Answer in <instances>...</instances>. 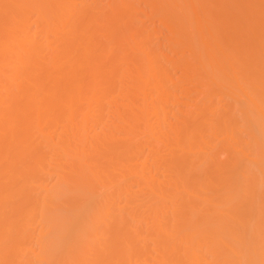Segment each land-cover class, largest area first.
<instances>
[{
	"label": "bare ground",
	"instance_id": "1",
	"mask_svg": "<svg viewBox=\"0 0 264 264\" xmlns=\"http://www.w3.org/2000/svg\"><path fill=\"white\" fill-rule=\"evenodd\" d=\"M221 1L144 0L168 119L136 0H0V264H264V17Z\"/></svg>",
	"mask_w": 264,
	"mask_h": 264
},
{
	"label": "rangeland",
	"instance_id": "2",
	"mask_svg": "<svg viewBox=\"0 0 264 264\" xmlns=\"http://www.w3.org/2000/svg\"><path fill=\"white\" fill-rule=\"evenodd\" d=\"M105 1H107V0H105ZM137 2H136V4H133V9H135V13H133L134 14V16H136V18L135 17H133L134 18V20H135V23H136V25L137 26H139V28L138 29H140L142 26L144 27V29L145 28H148V29H146L147 31H149L150 33H151V36H150V41H151V39H152V41H155V42H159L160 44H161V46L159 45V43H155V42H153L154 44L153 45H156V47H158V48H156V49H158L160 52L159 53H161V55H163V57H162V59L164 60V63H166L165 64V68H166V65L168 66V64H169V66H168V68L169 69H166V71L167 70H169V73H168V76L170 77L169 78V82H167V84H168V89H169V91L171 92V95H172V98H170L169 100H170V103H169V106H170V113H167V117H168V119H170V117L168 116L169 114L170 115H173V112L176 110H178V108H179V110H180V112H181V109L183 110V112H186V109H193V107L192 106H194L195 104H196V102H199L200 101V97L202 98L203 97V92H202V89L200 88V85H199V83H197V79L196 80H194L193 78H191L190 77V75H189V73L186 71V72H184L182 69L184 68V67H181L182 65L180 64V62L178 63L177 61V59L179 58V57H181L180 55H182L181 53H180V51H177L176 50V48H175V46H174V39H172V37H171V32H169L170 30H169V28L165 25V24H163L162 22H161V20L159 19V16L158 15H154V13L152 12L153 10L150 8L151 7V5L148 3V2H144V0H143V3H142V0H136ZM221 1V0H220ZM233 2V0H223V2H225L224 3V6H223V10H221L222 9V7L220 6H217V7H215L213 10H212V14H213V17L214 18H227V16L228 15H231L232 14V10L236 7L237 8V5H235V4H240V6H241V8H243V9H241L242 11H237L236 10V8H235V10H234V12L236 11L237 13L239 12V15H241L243 12H251L250 14L252 15V13H253V15H254V12H255V16H258L259 14V16H261V17H264V12H262V11H264V8H262V7H264V6H262V5H264V4H261V6H260V3H256V2H253V3H256V5L255 4H251V2H248V3H246V1L245 0H234V2H235V4H228L229 2ZM241 1V2H240ZM134 2H135V0H134ZM223 2L221 1V3H222V5H223ZM226 2H228L227 3V5H226ZM242 2H245V3H242ZM102 3H106V2H102ZM149 4V5H148ZM245 4H248L247 6L248 7H246V5ZM250 4V5H249ZM255 5V6H254ZM227 6V7H226ZM234 6V7H233ZM254 6V7H253ZM229 7V8H228ZM232 7H233V9H232ZM144 9V10H143ZM229 9H231V10H229ZM247 10V11H246ZM228 11L229 12H231V14H227L228 13ZM134 12V11H133ZM235 12V13H236ZM248 12V13H249ZM261 12V13H260ZM225 13V14H224ZM257 13H259V14H257ZM139 14H140V16H139ZM215 14V15H214ZM219 14H220V17H219ZM218 15V16H217ZM226 16V17H224V16ZM158 16V17H157ZM132 22H134V21H132ZM144 22V23H143ZM154 22V23H153ZM135 23H133V24H135ZM139 24V25H138ZM144 24V25H143ZM135 26V25H134ZM141 26V27H140ZM142 27V28H143ZM165 27V28H164ZM136 28V27H135ZM145 30V31H146ZM148 32V33H149ZM150 33H149V35H150ZM169 33V34H168ZM224 33V34H223ZM219 35H221V37L222 38H225V32H223V30H222V32H220V34ZM169 38V39H168ZM160 40H161V42H160ZM171 40V41H170ZM162 48L163 47V50L160 48V47ZM174 46V47H173ZM179 55H178V54ZM183 55H185V57H188V52L187 51H185V53H183ZM182 55V56H183ZM161 59V60H162ZM162 60V61H163ZM165 60H166V62H165ZM168 62V63H167ZM177 64V65H176ZM181 65V66H180ZM173 66V67H172ZM173 77V78H172ZM195 81V82H194ZM188 84V85H187ZM194 84V85H193ZM176 85V86H175ZM185 85V86H184ZM191 89V90H190ZM174 90V91H173ZM195 90V91H194ZM173 91V92H172ZM175 93V94H174ZM186 94V95H185ZM188 94V95H187ZM201 94V95H200ZM213 94H215L216 96H220V97H216L215 95H213V97H212V99H213V101L212 102H215V100L218 98H220L221 100H222V98L223 99H225L226 97L225 96H222V98H221V95L220 94H218V93H213ZM170 95V96H171ZM196 96V97H195ZM200 96V97H199ZM197 98V99H196ZM208 98V97H207ZM187 99V100H186ZM191 101V102H190ZM220 101V100H219ZM218 100H216V102L218 103L219 102ZM215 102V103H216ZM222 102H224L223 100H222ZM215 103H214V105H215ZM216 103V104H217ZM213 104V103H212ZM188 105H189V107H188ZM167 106H168V104H167ZM169 106L167 107L168 108V110H169ZM213 106V105H212ZM196 107V106H195ZM194 107V108H195ZM214 108H216L217 107V105H215V106H213ZM212 107V108H213ZM173 109V112H171V110ZM179 110H178V112H179ZM176 111H175V113H176ZM169 112V111H168ZM174 117V115L172 116V118L171 119H174L173 118ZM223 151V150H222ZM222 151L220 150V152H219V155L220 154H225V152H223L222 153ZM220 157H222V155L220 156ZM222 158H224V157H222ZM53 180H54V178H53ZM52 180V178L50 179V181H53ZM46 182H49V181H46Z\"/></svg>",
	"mask_w": 264,
	"mask_h": 264
}]
</instances>
